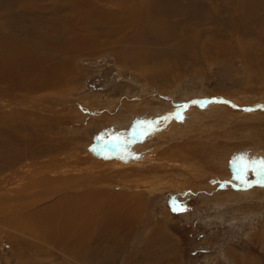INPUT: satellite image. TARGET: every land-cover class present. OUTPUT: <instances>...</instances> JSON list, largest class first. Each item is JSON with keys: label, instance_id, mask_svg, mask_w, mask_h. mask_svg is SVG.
<instances>
[{"label": "rangeland", "instance_id": "374dc122", "mask_svg": "<svg viewBox=\"0 0 264 264\" xmlns=\"http://www.w3.org/2000/svg\"><path fill=\"white\" fill-rule=\"evenodd\" d=\"M118 1L0 0V264H264V0Z\"/></svg>", "mask_w": 264, "mask_h": 264}, {"label": "bare ground", "instance_id": "6f19581e", "mask_svg": "<svg viewBox=\"0 0 264 264\" xmlns=\"http://www.w3.org/2000/svg\"><path fill=\"white\" fill-rule=\"evenodd\" d=\"M112 1V0H111ZM118 1V0H117ZM123 1V0H122ZM136 1V0H135ZM141 1V0H140ZM119 2V1H118ZM148 2V1H147ZM102 3V2H101ZM108 3V2H107ZM112 3H115V5H117V3L115 2V1H113ZM112 3H110L111 5H112ZM120 3V2H119ZM133 3V2H132ZM137 3V2H136ZM103 4V3H102ZM109 4V3H108ZM143 4V3H142ZM121 5V4H120ZM141 5V4H140ZM144 5H146V4H144ZM104 6V5H103ZM119 6V5H118ZM123 7V6H122ZM105 8V7H104ZM80 9V8H79ZM78 9V10H79ZM142 9V8H141ZM115 11V10H114ZM120 12V11H119ZM135 12H133V14H134ZM140 13V12H139ZM128 16H130V14H128ZM118 17V16H117ZM124 17H126V16H124ZM123 17V19L125 20V21H127L128 19H129V21L131 20V18H128V19H126V18H124ZM122 18V17H121ZM147 18V17H146ZM145 18V19H146ZM148 18H151V17H148ZM148 18H147V20H148ZM1 22V21H0ZM121 22V21H120ZM123 22V21H122ZM2 23V22H1ZM151 23V22H150ZM3 24V23H2ZM136 22H134L133 23V26H136ZM144 24V23H143ZM148 23H146V25H147ZM113 25H114V23H113ZM116 25V24H115ZM149 25H151V24H149ZM0 27H1V24H0ZM143 27H145L144 25H143ZM117 28V27H116ZM117 32H119V29L118 30H116ZM115 31V32H116ZM0 32H2V30L0 31ZM3 34V33H2ZM2 34L0 35V42H1V47H0V49H2V48H6V51H8V50H10V49H12V51L13 52H15L16 50L15 49H13V48H10L9 46H7L6 44H3L2 42L4 41V36H2ZM118 34V33H117ZM119 34H120V32H119ZM69 36V35H68ZM71 36V35H70ZM110 37L112 36V35H109ZM121 36V34L120 35H116V34H114L112 37H111V39L110 40H108L109 42H116L117 40H120V37ZM66 37V36H65ZM90 38V37H89ZM88 38V39H89ZM109 37H107V39H108ZM96 40H99L98 38H95L94 39V42H96ZM124 42V41H123ZM58 43V42H57ZM53 44H54V42H53ZM61 44L62 45H58V46H55V48L53 49V47H52V49H53V51L52 52H50L49 53V55H50V58L51 59H54V60H58V62L54 65L55 66V68L56 69H61V68H64V67H66L67 66V68L66 69H69V68H71V66H70V62H68L67 60H66V58H64V55L67 53V50H69L70 48H74V51H76V52H79L80 54H86V53H88V52H96V50H95V46L94 45H92L91 46V44H89V41H87L86 39H84L81 35H79V34H77L76 35V37L75 38H73V39H70V40H66V41H63V42H61ZM100 44V42L98 41L97 42V45H99ZM106 46V45H105ZM49 47V49L51 48L50 46H48ZM91 47H94L93 49L91 48ZM97 48V47H96ZM51 49V50H52ZM187 50V49H186ZM18 51V50H17ZM21 52H23V53H26L24 50H21ZM72 52V51H71ZM16 53V52H15ZM73 53V52H72ZM90 53V54H91ZM192 53V52H191ZM74 54V53H73ZM4 55H5V53H0V80L2 79V76H1V68H2V65H3V62H4ZM117 55L119 56V53H117ZM65 82H63V83H60V85H63ZM39 87H42V85H38ZM37 85L36 86H34L35 88H37L38 87ZM29 93H27V95H28ZM23 99V98H22ZM3 134V133H2ZM6 134V133H5ZM6 136V135H5ZM0 137H2V136H0ZM17 175L15 174V177H16ZM14 178V177H13ZM15 179V178H14ZM84 187V186H83ZM84 190H88V189H85L84 188ZM90 190H92V189H90ZM93 191V190H92ZM69 192V191H68ZM85 192H87V191H85ZM84 192V193H85ZM88 192H89V190H88ZM97 192V191H96ZM72 193H73V191H72ZM94 193V192H93ZM82 194V193H81ZM88 194H91V191H90V193H88ZM87 194V195H88ZM102 194V193H101ZM79 195V194H78ZM85 195V194H84ZM83 195V196H84ZM104 195V194H103ZM74 196V195H73ZM238 196V195H237ZM66 197H69V196H66ZM71 197V196H70ZM77 197V196H76ZM104 197V196H103ZM87 198H90V197H87ZM93 198H94V196H93ZM70 199H74V197H71ZM76 199V198H75ZM78 199V198H77ZM85 199V198H84ZM83 199V200H84ZM95 199V198H94ZM59 200H61V199H59ZM64 200H65V198H64ZM63 200V201H64ZM82 200V199H81ZM88 200V199H87ZM93 200V199H92ZM67 201V200H66ZM74 201V200H73ZM56 202V201H55ZM61 203H62V201H60ZM72 202V201H71ZM54 203V202H53ZM56 203H58V202H56ZM60 203V204H61ZM77 203V202H76ZM78 203H79V199H78ZM82 203V202H81ZM59 204V203H58ZM74 203H72V205H70V204H68V206L70 205L71 207L70 208H72L74 205H73ZM94 204H98V202L96 201V203H94ZM46 205V204H45ZM48 205V204H47ZM63 205V204H62ZM80 205V204H79ZM84 205V204H83ZM83 205L82 206H74L73 208H75L76 210L74 211V212H72L71 214L72 215H70L69 216V214H67V216H66V213H61V215L59 216V218H58V220L60 219L61 221H58V220H56V219H54L51 215L50 216H47L46 217V220L44 221V222H42V223H36V225L37 224H41V225H37L38 227L37 228H41V229H43V230H48V232H49V230H51L53 233H56V229H58L57 230V234L59 235V236H64L65 235V237L67 236L66 235V233H67V231H69L70 232V229H71V227L72 228H77V226H79L80 225V221L77 219V218H80V216H81V212H80V208L81 207H83ZM89 205H91V204H89ZM93 205V204H92ZM55 206H57V205H55ZM67 206V205H66ZM42 207H43V205H42ZM45 207V206H44ZM84 207H85V205H84ZM90 208H91V206H89ZM96 207V206H95ZM106 207V206H105ZM41 208V207H40ZM59 208V207H58ZM66 208H69V207H66ZM69 208V209H70ZM72 208V209H73ZM86 208V207H85ZM85 208H83V209H85ZM37 209V208H36ZM63 209V208H62ZM94 209V208H93ZM66 210V209H65ZM68 210V209H67ZM37 211V210H36ZM59 211V210H58ZM61 211V210H60ZM69 211V210H68ZM87 211H88V208H87ZM90 211V210H89ZM96 211V210H95ZM66 212V211H65ZM16 213H17V211H16ZM85 213H87V212H85ZM85 213H84V215H85ZM92 213H93V211H92ZM60 214V213H59ZM88 214H90V212H88ZM87 214V216H88V218L89 219H91V217L94 215V213H93V215H88ZM13 215V214H12ZM17 215V214H16ZM49 215V214H48ZM96 215V214H95ZM5 216H7V215H5ZM14 216V215H13ZM43 217V216H42ZM82 217V216H81ZM16 218V217H15ZM26 218V217H25ZM80 219H82V218H80ZM9 221V220H8ZM26 221V220H25ZM30 221V220H29ZM81 221H83V219L81 220ZM84 222V221H83ZM87 223V222H86ZM11 225V224H10ZM75 226V227H74ZM27 229V228H26ZM81 229V228H80ZM79 229V230H80ZM80 231H82V230H80ZM86 231V230H85ZM73 232V231H72ZM79 232V231H78ZM84 232V231H83ZM90 232H92V231H90ZM84 233H86V232H84ZM88 233V232H87ZM74 234H76L77 235V232L75 233L74 232ZM41 235H43V234H41ZM68 235H73V234H69L68 233ZM80 235V234H79ZM83 236V235H82ZM85 236V235H84ZM46 237V236H45ZM89 237V236H88ZM13 239H15V238H13ZM78 239H80V236L78 237ZM49 240V239H48ZM76 240H77V238H76ZM82 240V239H81ZM80 241V240H79Z\"/></svg>", "mask_w": 264, "mask_h": 264}, {"label": "snow or ice", "instance_id": "6c2138e0", "mask_svg": "<svg viewBox=\"0 0 264 264\" xmlns=\"http://www.w3.org/2000/svg\"><path fill=\"white\" fill-rule=\"evenodd\" d=\"M262 163H264V162H262Z\"/></svg>", "mask_w": 264, "mask_h": 264}]
</instances>
